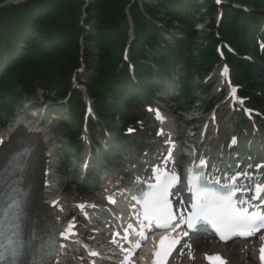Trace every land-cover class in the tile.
<instances>
[{"label":"trees","instance_id":"1","mask_svg":"<svg viewBox=\"0 0 264 264\" xmlns=\"http://www.w3.org/2000/svg\"><path fill=\"white\" fill-rule=\"evenodd\" d=\"M6 0H0V4ZM224 17L220 37L240 55L253 52L254 38H264V0H222ZM232 4L246 6L258 14L249 18ZM161 14L164 19L159 18ZM216 8L213 0H27L0 8V114L9 112L32 96L37 88L58 97L69 94L67 107L57 109L68 115L65 126L68 144L62 154L79 152L77 136L84 105L81 94L71 88V75L83 58L84 72L78 81L92 100L95 115L109 131V146L124 141L122 130L130 121L132 103L154 97L164 89L178 91L177 105L190 106L198 92H204L201 79L217 60V40L212 33ZM207 23L198 34L196 25ZM132 32L128 61L130 76L122 59ZM164 36H168L169 43ZM80 39L84 40L80 54ZM235 78L256 105L255 95L264 82V72L255 64L228 55ZM203 89V90H202ZM211 106L210 102L206 108ZM64 114V113H63Z\"/></svg>","mask_w":264,"mask_h":264},{"label":"rangeland","instance_id":"2","mask_svg":"<svg viewBox=\"0 0 264 264\" xmlns=\"http://www.w3.org/2000/svg\"><path fill=\"white\" fill-rule=\"evenodd\" d=\"M249 16L255 17V13L251 11ZM158 17L164 19V17L161 14H159ZM199 24L200 25L196 27V31L198 34H201L202 33L201 30H203L204 26H206V22L201 21V23ZM254 63L258 65L256 61ZM220 65L221 64L219 63L215 67L214 73L209 78V81H211L214 84V86L212 87L210 92H208L206 96L200 97L201 100L203 101L205 99L219 100L220 88H217L218 86L217 71L219 70ZM259 68L264 72V65L263 66L261 65V67L259 66ZM261 84H262L261 93L264 94V82L262 81ZM35 92L36 93H34L32 96L23 97V101H24V104H31L33 106H38L41 104H49L50 106L52 105L51 107L50 106L48 107L49 109L47 110L46 113L50 115V122L53 125L52 131H53L54 139H55L52 145V148L54 149V156L52 160L53 169L51 170L52 180H53L52 184L56 185L55 187H53V191H54L53 193L61 192V196L64 199L65 207L67 210L66 216H68V214L72 215L74 212L73 204L75 201H82L84 203H87L89 201L97 200L100 197L99 195H100V190L102 189V185L100 184V180L97 178V174H96L97 171H95V173H91L92 177L89 176V179L93 180L92 183L86 180L82 181L81 176H79L78 179L75 178V176L77 175L76 172L74 171L75 165L78 163V168L80 167L82 168V166L84 165V162L87 159L88 153H89V151L87 150H89V148L91 149V144H90V141L84 142L85 149L83 148L81 149L78 157L75 159H72L71 161H67L64 163V158L62 155H60V148L62 147V144L65 143V141L68 138V132L63 128L64 122L67 121V117L65 116L66 114L62 115V117L64 116L63 118L60 117V119H62L61 121L57 120V122H53L54 116L51 114V113L54 114L53 105L59 103L58 101L59 99L56 98L54 95H51L48 98H43L41 96L42 93L39 90V88H37ZM160 96L161 95H159V97ZM164 96L166 99L171 97L169 98L170 101L165 103V107H166L167 113L171 115L170 116L171 119L173 121L175 120V125H177L176 132L178 136L180 137V142L182 143L186 139V135L183 133L182 129L183 127H187V125H184L183 122L189 119V114H187L186 117H183V116L181 117L179 115L180 114L179 112L181 109H180V106H177V103L175 102V97L173 95L172 96L164 95ZM221 101L222 100H219V102L216 105V109H215V111L217 112V119L219 118L218 114L220 113L219 116H220L221 121H217L216 139L212 142L210 147L211 149H213V151H215V153L217 154L219 153L223 155L222 152L223 150H226L225 148L227 147L229 143L228 137L230 133L232 132V130L234 131V133H237L241 137V139H243L244 141L250 140L252 136L254 137V133L252 132L251 126L248 128L240 127V128L235 129V124L233 122L231 125L232 129L231 128L228 129L229 122H230L229 119L232 118L233 115H231L227 111H224L225 107L222 106ZM60 103L62 104L63 102L61 101ZM144 103H148V101L147 100L137 101L134 104V107L132 109L133 118L135 119V124L134 126H132V128L133 129L136 128L139 131H142V130L144 131V134L142 136H139L140 137V141L138 143L139 146L136 147L132 142H129L128 140L127 145H123L119 148L120 153L114 155L111 152L110 156L114 155L115 157L113 159L111 158L107 159L108 164L103 166L104 168L102 169L103 171L106 170L107 168H108L107 170H114V169L123 170V167H124L123 163L125 160L128 159V157L134 158L136 156H139L141 152H142L141 154L142 157L145 156V154L147 153L145 150V147H147V149H149L150 152H153V151L157 152L161 148L162 139H159V138L157 139V137H155V132H156L157 127L152 124L153 121L151 120V117L145 114ZM192 104H193L192 109L188 110V112L190 113L195 111L196 108L199 106L197 103H195L194 105V102ZM250 107L253 108L254 106L251 105ZM254 109H257L259 112L263 114L261 119L255 118V125L257 126L256 129L259 133L258 134L259 136L255 137V141L259 140L261 142V145L262 144L264 145V106H261L259 108L254 107ZM11 118H12V113L7 114V117L6 116L2 117V120L0 123V134L7 130L9 126L8 122L10 121ZM2 123H5V125ZM101 135H102L101 131L95 128V130L92 133V139L93 140L99 139ZM208 136L209 137H206V141H209L211 139L210 134ZM188 143L189 142H187V144ZM257 143L258 142H256L255 144ZM95 169H99L98 165H97V168ZM48 199H50V196L49 195L45 196L43 203L48 204L49 202ZM75 243L81 246L79 241ZM252 244L253 243H250V244L246 243L245 245L238 246L241 248L242 246H244L243 251L245 252H242L241 250L236 249L234 259L237 262H239V264H253V262H250L249 260L245 258L246 251L253 250ZM245 247H247L246 248L247 250L245 249ZM198 254L202 255L200 251ZM63 259H64L63 262H61L62 264H79V263L82 264L83 262H85L84 260L85 258H84V255L82 254L81 249L75 245H70L68 247L67 251L64 253ZM200 261H197L195 263L191 262L188 264H200ZM177 263L179 264V262ZM174 264H176V261L174 262Z\"/></svg>","mask_w":264,"mask_h":264},{"label":"bare ground","instance_id":"3","mask_svg":"<svg viewBox=\"0 0 264 264\" xmlns=\"http://www.w3.org/2000/svg\"><path fill=\"white\" fill-rule=\"evenodd\" d=\"M19 0H13V2H16ZM216 137H213L212 139H215ZM16 139H23V140H34L35 144H36V149H37V159H36V167L34 169V177H36V184H35V203H34V208L37 212H42V213H47V214H51L52 212L50 211V209H48L47 205L43 203L44 197L45 196H50V198H53L55 196L60 197L61 195L59 193H53V185H52V169H53V156H54V149L52 148V145L54 143V135L51 132L49 136H42V137H30V136H26L25 133H23V131L17 132L15 134L8 133L7 131H4L3 133L0 134V161L2 160L3 156L5 155V152L8 150V148L15 142ZM210 139L209 140V144L207 142V147L210 148L212 142L214 140ZM206 147L205 150L206 153L209 151V149ZM210 152H208L209 154ZM122 191V190H121ZM120 192V191H119ZM123 192V191H122ZM122 198L126 199V195L124 193H122L121 195H119V200H121ZM178 201L180 202V199H178ZM61 208L58 209L56 211V216H57V220L60 222L62 221L66 215H67V210L65 207V203L64 201H61L60 203ZM104 206L106 205L105 203V199L101 198L98 199L96 202H94L93 204L91 203H86V207L85 209L87 210V212H90L91 210H94V208H92V206ZM121 209V216H124L125 218L128 217V215H130L131 213H133V211H126L125 214L123 212V209L120 206ZM120 214V212L118 213ZM118 214H116L117 217ZM262 235V234H261ZM262 240V238H261ZM110 241H112V238L110 237L108 240V245H95L93 244V246L95 247V251L97 253H101V251L103 252V254H106L105 252L108 251V255L109 252L113 253V255H115L114 257H109L106 260L105 264H138L137 262H135V260L130 259L128 256L127 257H120V254H117V251H113L112 249V245L110 244ZM70 242H66L65 245H69ZM201 247V253L203 254L201 257V262L202 264L204 263V258L207 256H211V255H221V257L226 261V264H238L239 262H236V260L234 259V248H231L229 251L225 250V246H221V245H217L215 243H208V244H204ZM65 249L61 250V253L57 256V261L55 262V264H62L61 262H63V254H64ZM93 251V250H92ZM181 252L182 256L179 257L176 260V264H178L177 262H179V264H188L191 261H189L190 259L194 260V261H199V255L197 254V252L199 251V247L198 245L193 244L192 241L190 240H185L182 241L180 247L178 248V250L176 252ZM85 253H88V250H84ZM175 252V254H176ZM102 254V253H101ZM141 258H142V263L144 264H148L146 263V256L144 255V253H139L138 254ZM138 256V257H139ZM254 258H256V254L255 251L252 252L251 255H249L247 258L250 261H254ZM111 259V260H110ZM93 261H96L93 260ZM80 264V263H79ZM85 264V263H83ZM168 264H171L170 262ZM173 264V263H172Z\"/></svg>","mask_w":264,"mask_h":264},{"label":"snow or ice","instance_id":"4","mask_svg":"<svg viewBox=\"0 0 264 264\" xmlns=\"http://www.w3.org/2000/svg\"><path fill=\"white\" fill-rule=\"evenodd\" d=\"M191 183V181H190ZM259 190V189H258ZM264 191V190H262ZM195 199L199 201V209L201 216H207L210 212L216 210L224 204H230L231 197H220L218 194L209 192L207 189L197 187L195 191ZM197 204H193V208H196ZM159 219L163 218V214H159ZM236 221L238 223H243L245 218L241 214H237ZM193 225L189 222V227L191 228ZM264 252V250H262ZM159 255V253H157ZM218 259V258H217ZM0 264H2V260H0Z\"/></svg>","mask_w":264,"mask_h":264},{"label":"water","instance_id":"5","mask_svg":"<svg viewBox=\"0 0 264 264\" xmlns=\"http://www.w3.org/2000/svg\"><path fill=\"white\" fill-rule=\"evenodd\" d=\"M19 1H23V0H19ZM19 1H16V2H19ZM16 2H13V0H7L5 3H3L2 5H7V4H10V3H16ZM0 5V6H2Z\"/></svg>","mask_w":264,"mask_h":264}]
</instances>
